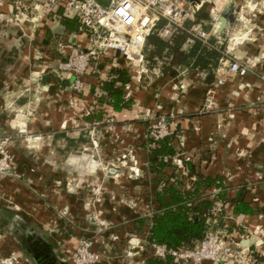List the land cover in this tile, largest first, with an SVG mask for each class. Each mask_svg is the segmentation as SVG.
<instances>
[{
    "label": "crops",
    "instance_id": "0c3cea01",
    "mask_svg": "<svg viewBox=\"0 0 264 264\" xmlns=\"http://www.w3.org/2000/svg\"><path fill=\"white\" fill-rule=\"evenodd\" d=\"M187 1L200 6L189 24L201 23L211 31L212 12L222 16L227 6L233 5L227 29L222 34L219 27L213 30L212 43L221 53L218 64L210 65L209 70L181 67L164 74L169 60L157 59L149 69L150 76L133 75L127 90L133 100L131 107L120 112L108 107L114 126L105 131L87 129L89 122L82 116L99 104V85L109 79L110 69L127 63L114 53L94 62L84 76L85 90L73 93L69 90L73 77L53 72L67 60L70 45L87 46V35L80 30L67 33L62 11H58L38 23L32 19L27 22L26 28L34 38L30 45L25 39L18 42L19 31L0 18V132H12L21 118L3 113L4 102L15 99L25 111L40 86L45 93L38 112L29 111L24 125L33 134L51 136L50 143H38L35 149L21 143L12 147L17 160L16 177L7 181L17 187L19 184L21 207L27 211L37 207L38 225L49 222L45 215L49 211L56 221L60 214L71 213L75 234L62 239L65 246L74 248L80 237L92 234L96 230L93 214L101 213L109 224L106 230L116 232L118 240H111L108 234L95 235L92 249L103 255L99 264H149L151 259L149 252L146 257L141 252L134 257L125 255L121 261L117 255L123 254L124 240L131 237L139 244L150 243L148 230L136 234L135 226L138 219H151L155 211L156 176L150 168L146 144L150 135L148 120L156 113L177 115L171 130L177 136L178 154L169 160L175 169L166 171L184 175L186 192L192 190L195 178L188 177L185 161L195 165L199 173L218 178L228 189L224 213L234 227L228 233L232 241L242 244V231L255 235L259 243L251 242L248 248L264 256V0ZM12 11L11 0H0V15ZM62 42L67 45L64 51L59 47ZM233 59L251 65L252 72L246 76L232 73L229 65ZM221 79L225 82L218 85ZM210 88H215L217 107L203 114L201 109ZM92 132L103 138L101 144L90 141ZM67 181L74 182L75 187L68 189ZM241 190L243 200L260 210L258 213L234 214L232 200ZM217 193L211 188L204 195L212 198ZM31 242L40 247L36 252L53 249L51 264H68L51 241L36 236Z\"/></svg>",
    "mask_w": 264,
    "mask_h": 264
},
{
    "label": "built area",
    "instance_id": "2783aa9c",
    "mask_svg": "<svg viewBox=\"0 0 264 264\" xmlns=\"http://www.w3.org/2000/svg\"><path fill=\"white\" fill-rule=\"evenodd\" d=\"M12 1V17L24 21L31 14L33 21H41L46 15L62 11L61 17L75 18L79 22V30L87 35V46L70 45L67 60L60 63L58 70L62 74L73 77L70 89L77 93L85 90L84 76L87 75L94 62L108 58L111 53L118 54L127 66L145 67V49L149 39L157 36L164 41H171L180 33L188 35L187 52L195 41L214 48L212 43L213 30L220 26L221 15L212 12V31L201 23L189 24L193 16L199 11V5H190L187 0H36L28 3L25 0ZM62 51L67 45H59ZM120 66V65H117ZM229 70L240 76L252 72L249 64L237 59L230 60ZM116 67V66H115ZM138 74L141 71L137 72ZM264 81V74L261 75ZM225 80L218 81V85ZM129 90V86L126 88ZM217 107L215 88L206 92L201 113H211ZM92 111H87L89 115ZM168 114V113H167ZM175 116L160 114L150 126V137L160 140L172 134L171 122ZM6 160V159H5ZM4 165V164H2ZM224 211V205L218 204L214 209V216ZM213 224L214 221H211ZM153 256L165 259L172 256L176 264H264L253 257L249 248L240 242L228 240L218 231L209 230L205 238L192 250L180 249L170 251L165 246L149 243ZM90 240L81 241L74 264H95L100 260V254L92 252Z\"/></svg>",
    "mask_w": 264,
    "mask_h": 264
},
{
    "label": "trees",
    "instance_id": "16d2710c",
    "mask_svg": "<svg viewBox=\"0 0 264 264\" xmlns=\"http://www.w3.org/2000/svg\"><path fill=\"white\" fill-rule=\"evenodd\" d=\"M62 23L67 33L77 32L80 27L75 18L62 17ZM187 38L188 35L184 32L169 42L157 36L151 37L146 46L147 63L153 67L157 59L169 60L164 74L181 67L198 71L209 70L210 65L218 64L221 53L199 41H195L187 52L183 50ZM132 78L131 71L125 65L112 67L109 79L99 85V110L92 111L85 120L93 124L102 123L109 113L108 107L117 112L131 107L133 100L128 97L126 88L131 84ZM176 139V133L160 140L150 136L147 139L150 168L156 176L153 201L155 211L151 219H138L135 226L136 234L147 229L150 243L165 246L170 251L196 248L209 230L230 233L234 229L225 219L224 211L217 217L213 213L218 204L225 206L229 202L228 189L218 178L199 173L195 165L185 161L188 177L195 178L192 190L186 192L183 188L184 175L176 170L170 174L166 171L167 168H174L169 160L178 154ZM211 188L218 190L212 198L204 195ZM232 205L235 215H252L260 211L254 210L243 200V190L232 200ZM256 256L258 259L259 255ZM258 261L264 262V258L260 257ZM149 264L176 263L172 256H168L165 259L151 258Z\"/></svg>",
    "mask_w": 264,
    "mask_h": 264
},
{
    "label": "rangeland",
    "instance_id": "374dc122",
    "mask_svg": "<svg viewBox=\"0 0 264 264\" xmlns=\"http://www.w3.org/2000/svg\"><path fill=\"white\" fill-rule=\"evenodd\" d=\"M12 2V1H11ZM48 16V15H46ZM12 12L8 14H2L0 15L1 21L7 25L8 27H13L14 31H19L21 34L18 35L17 39L18 42L22 43V39H25L26 42H28L30 45L33 44V36L31 33V30L29 31L28 28H26V24L30 19H33V15H29L28 18L24 21H18L14 19L11 20ZM38 23V22H36ZM146 53V49H145ZM121 58V57H120ZM119 58V59H120ZM125 67H128L131 71L132 75H148L150 76L149 69L152 68L150 64H146L145 67H133V66H127L125 64ZM141 71V75L137 72ZM58 73L61 74L62 71H59L58 68H56V71L53 72V74L58 76ZM60 77H65L64 74L60 75ZM137 81V78H136ZM63 90V88H61ZM73 93H77L73 91L72 89H69ZM129 91V90H128ZM45 92L42 90V87L38 86L37 90L35 92L36 96L33 98V101L29 103V107H27V110L24 111L23 108L20 107L19 101L15 99H9L4 102V105L1 107V111L3 113L12 114L13 117L15 116H21L20 121L16 123L15 130H13L10 133H1L0 132V264H40L38 262L37 257L34 255L35 250H39L40 247L37 246L36 242L34 246H32L33 238L36 236L42 237V239H45L46 241H51L56 245L57 248H55V251H57L60 256L67 260L68 264H74L73 258L74 255H76L77 248L81 241L84 240H90L91 243H93V239L95 238V235H104L110 237L111 240L117 241L118 236L116 232H110L111 230L107 231L106 229L109 228L108 222H106L102 214L94 213L93 214V220L96 223L94 225L96 230H93L92 234L85 235L83 237H80L78 239V243L76 247L72 248L69 247L67 244L66 246L63 243V240H68L71 236H73L75 233L74 230L71 229L74 227V217L71 215L69 211L60 214V217L54 218V214L52 211H49L50 209H47L49 211L46 213V219L49 220L48 223H44V225H38V221L40 218V215H38L37 207L33 208V210L27 211L25 207L20 206L21 202V189L18 184L13 185V183H9L7 180L14 179L16 177L15 174V165H17V160L15 156V152H13L12 147L15 145V147L21 143L26 145L27 147L35 149V145L38 143H50L51 142V136L49 135H36L32 132L28 131L27 125H24L26 123L25 116L28 115L29 111H36L38 112L39 105L43 99V94ZM79 94V93H77ZM98 107V108H97ZM99 110V104H97L94 107L93 111ZM160 114H166V115H172L174 114L175 118L177 115L175 113H156L152 116L151 120L149 121V126H151V123L154 119H156ZM109 113L106 114L105 119L102 123H87V129H100L101 131L105 130H111L113 129L114 122L110 119L108 116ZM87 115L82 116V119L84 121L85 117ZM150 134V133H149ZM90 141L93 144H101L103 141V138L97 134V132H92L90 135ZM99 148V147H98ZM90 154L96 155L93 152L89 151ZM54 154V153H53ZM51 154V155H53ZM53 157V156H52ZM6 159V160H5ZM4 164V165H2ZM66 187L68 189H73L75 187L74 182L67 181ZM47 206V205H46ZM57 216V215H56ZM51 219H49V218ZM44 218V217H43ZM40 224V223H39ZM64 225V226H63ZM111 225V224H110ZM63 226V228H62ZM220 235L225 236L228 240H234L233 236H230L226 232H219ZM77 234V233H76ZM241 235L244 236V240H249L254 243H259L257 240V237L255 235H251L248 232H241ZM62 237V238H61ZM61 239V240H60ZM126 241V247H124L123 254H118L117 256L120 258L119 261H121L122 257L125 255L127 256H137L139 252L142 253V256L146 257L147 253H151L150 258H154L152 248L149 245V242H142L137 243V239L135 238H129ZM31 247H28V246ZM33 247H35L33 249ZM247 248V247H246ZM33 249V250H32ZM53 249H47V254L49 253V257L52 253ZM92 252L93 249L91 248ZM248 252L252 251L251 248L247 250ZM98 253V252H97ZM100 254V253H99ZM253 257H257V253H252ZM258 259L260 257L264 256L262 254H258ZM103 257L102 254H100V260L97 261L95 264H99L101 261V258ZM257 259V258H256Z\"/></svg>",
    "mask_w": 264,
    "mask_h": 264
},
{
    "label": "water",
    "instance_id": "95a60500",
    "mask_svg": "<svg viewBox=\"0 0 264 264\" xmlns=\"http://www.w3.org/2000/svg\"><path fill=\"white\" fill-rule=\"evenodd\" d=\"M233 14V5L229 4L227 6V8L225 9V11L223 12L219 22H220V26H219V34H222V32L227 29V27L229 26L230 23V18ZM242 245L244 247H250L251 246V241L249 240H243L242 241Z\"/></svg>",
    "mask_w": 264,
    "mask_h": 264
},
{
    "label": "flooded vegetation",
    "instance_id": "af4514ba",
    "mask_svg": "<svg viewBox=\"0 0 264 264\" xmlns=\"http://www.w3.org/2000/svg\"><path fill=\"white\" fill-rule=\"evenodd\" d=\"M28 247H31V246L29 245ZM34 248L35 247H33V249ZM34 255L37 257L38 262L40 264H51L50 257H49V253L47 254L46 249H43V250L37 251V252L35 250Z\"/></svg>",
    "mask_w": 264,
    "mask_h": 264
}]
</instances>
